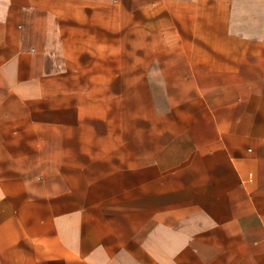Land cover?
<instances>
[{"label": "crops", "instance_id": "obj_1", "mask_svg": "<svg viewBox=\"0 0 264 264\" xmlns=\"http://www.w3.org/2000/svg\"><path fill=\"white\" fill-rule=\"evenodd\" d=\"M0 264H264V0H0Z\"/></svg>", "mask_w": 264, "mask_h": 264}]
</instances>
